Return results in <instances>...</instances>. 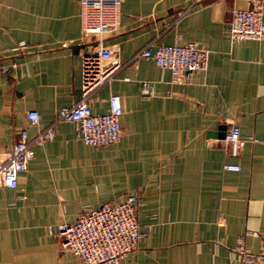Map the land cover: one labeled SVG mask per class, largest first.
Returning <instances> with one entry per match:
<instances>
[{
    "label": "crops",
    "instance_id": "0c3cea01",
    "mask_svg": "<svg viewBox=\"0 0 264 264\" xmlns=\"http://www.w3.org/2000/svg\"><path fill=\"white\" fill-rule=\"evenodd\" d=\"M189 1L121 0L118 24L102 44L117 48L122 61L149 40L193 41L209 51L207 70L173 76L141 57L89 99L93 112H104L110 95H119L117 142L85 144L72 123L61 121L52 139L33 145L17 186L0 185V264H86L61 248L57 223L128 193L141 196L138 220L147 233L119 264H232L239 235L251 249L260 247L264 38L228 37L229 9L252 0ZM80 29L79 0H0V65L17 62L0 71L2 150L21 128L30 138L57 108L80 97L81 57L95 43L80 39ZM19 41L27 47L16 53ZM141 81L149 82V95ZM30 109L39 114L37 124L26 116ZM229 123L244 140L237 155L218 136Z\"/></svg>",
    "mask_w": 264,
    "mask_h": 264
},
{
    "label": "built area",
    "instance_id": "2783aa9c",
    "mask_svg": "<svg viewBox=\"0 0 264 264\" xmlns=\"http://www.w3.org/2000/svg\"><path fill=\"white\" fill-rule=\"evenodd\" d=\"M199 0H190L189 5ZM80 2V39L95 42L91 51L81 57L80 97L70 105L55 111L51 121L40 128L30 138L27 130L21 128L19 138L7 150L0 148V185L15 187L18 173L27 167L32 157V147L37 143L50 140L55 135V127L61 121L72 123L75 138L88 145H106L117 142L121 137L119 120V95L111 94L108 108L104 112H93L89 103L91 95L103 84L109 82L128 63L141 57L150 58L160 67L170 70L173 76L182 71L205 72L208 66V49L193 41L159 43L149 40L141 48L122 61L117 48L102 44L106 32L116 27L119 21L121 0H79ZM188 8V7H187ZM177 13V22L187 10ZM262 0H252L248 8L231 7L228 22V37L231 42L244 39L264 38V18ZM26 43L19 41L12 50L21 53ZM17 65L12 60L10 66L0 65V71L8 73ZM141 93L149 95V82H140ZM26 116L31 122L38 123L37 110L30 109ZM232 155L238 154L243 144L238 125L229 123L223 137ZM225 169H239L238 164L225 163ZM142 199L138 193H128L120 201L103 202L96 207H83L74 220H62L56 225L61 248L79 257L86 264H119L120 260L133 251L138 241L147 233L138 220ZM46 229L51 233L52 226ZM260 237L255 230L245 231ZM235 253L232 264H264V239L258 249L253 250L244 243L239 235L233 247Z\"/></svg>",
    "mask_w": 264,
    "mask_h": 264
},
{
    "label": "water",
    "instance_id": "95a60500",
    "mask_svg": "<svg viewBox=\"0 0 264 264\" xmlns=\"http://www.w3.org/2000/svg\"><path fill=\"white\" fill-rule=\"evenodd\" d=\"M220 129L221 130H225V125L223 124V125H220ZM218 136L219 137H224V131H222V133H218Z\"/></svg>",
    "mask_w": 264,
    "mask_h": 264
}]
</instances>
